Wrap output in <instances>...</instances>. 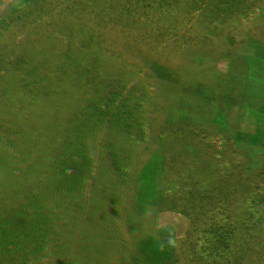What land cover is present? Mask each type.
<instances>
[{
	"label": "rangeland",
	"instance_id": "obj_1",
	"mask_svg": "<svg viewBox=\"0 0 264 264\" xmlns=\"http://www.w3.org/2000/svg\"><path fill=\"white\" fill-rule=\"evenodd\" d=\"M256 22L18 87L0 107V264H264V48L241 49Z\"/></svg>",
	"mask_w": 264,
	"mask_h": 264
},
{
	"label": "trees",
	"instance_id": "obj_2",
	"mask_svg": "<svg viewBox=\"0 0 264 264\" xmlns=\"http://www.w3.org/2000/svg\"><path fill=\"white\" fill-rule=\"evenodd\" d=\"M89 8L95 11L90 14ZM200 8L209 19L203 26H192ZM261 16L264 0H157L149 13H138L134 0H0V107L10 104L11 98L15 103V95L24 94L22 99L44 95L40 86L47 82L51 65L69 62L92 70L93 64L113 61L118 51L136 43L141 31L160 50L179 33L186 39L208 30L222 33L240 29L241 23L245 27L259 23ZM88 20L99 23L89 26ZM232 48L218 57L231 55ZM87 70L80 72L86 75Z\"/></svg>",
	"mask_w": 264,
	"mask_h": 264
},
{
	"label": "flooded vegetation",
	"instance_id": "obj_3",
	"mask_svg": "<svg viewBox=\"0 0 264 264\" xmlns=\"http://www.w3.org/2000/svg\"><path fill=\"white\" fill-rule=\"evenodd\" d=\"M187 13H191V11L189 12H186V14ZM158 36H156V37H158V40H160V35L159 34H157ZM137 36H138V38H137ZM144 37H145V39H144ZM263 39V38H262ZM189 41H191V37H189V39H188ZM261 40V39H260ZM260 40H257V41H252V42H247L245 45H244V47L242 46V48L241 49H246L247 47H253V48H255V47H259V48H261V47H263L264 48V40H262V41H260ZM260 41V42H259ZM135 42L136 43H133V44H130V45H128L124 50H121V51H118V53H122V52H124V51H126L127 50V48H129L130 46H132L134 49H135V58H138L139 59V62H147L148 60H151V59H155L156 58V56L154 55V57H152L151 55H153V54H157L158 52H161V51H164L165 49H167V47H168V44L166 45L167 47H164L163 49H158V48H154V46H153V44H152V41H151V37L150 36H148L147 35V33L146 32H143V31H141L140 33H138V34H136V36H135ZM257 42V43H256ZM262 42V43H261ZM166 43V42H165ZM239 45H241V44H239ZM230 49V48H229ZM228 49V50H229ZM118 53H116L114 56H113V61H108L107 60V62H105L104 64H106V65H108L110 68H113V67H118L117 65H118V62H117V55H118ZM145 53V54H144ZM233 54V53H232ZM229 56V54L228 55H225L223 58L221 57V58H218V60L217 59H215V60H212V62H211V64L209 65V67L212 69V68H214V66L216 65V64H218V63H220L224 58H226V57H228ZM106 58V57H105ZM214 59V58H213ZM103 64V65H104ZM124 64H126V62L124 63ZM105 75H106V77L104 78V77H102V80H106L107 82L109 81V80H111V74L109 75V73H108V75H107V72L105 73ZM110 76V77H109ZM84 97V96H83ZM227 133V135L230 133L229 131H227L226 132ZM205 146V145H204ZM207 148V147H206ZM208 151V149L205 151V152H207ZM124 172H126L125 170H124ZM119 197L117 198V203H118V205L120 204V201H121V197H122V193H119ZM115 205H117V204H115ZM115 213H114V211H111V212H107L104 216H106V218L107 219H110V218H112V217H114L113 215H114ZM106 218L104 219V220H106ZM169 225V224H168ZM173 229H176L174 226H171ZM188 228L190 229V232H191V223H189L188 224ZM187 228V229H188ZM186 229V230H187ZM168 230H170V229H168L167 227L165 228V229H163L162 231L163 232H166V231H168ZM189 232V233H190ZM177 234L175 233H171V234H167V233H164V235H162V237H163V239H165L166 241H168V242H187L188 241V239H185V238H180V235L177 237L176 236ZM155 248H156V246H155ZM163 248V246H160V248H159V250H156V253H158L159 255H160V250ZM125 254H127V253H129L128 251H123ZM172 253H173V251H172ZM184 254L186 255V253L184 252ZM171 255H173V254H171ZM169 256H170V254H169ZM172 259H174V260H188L189 259V257H186V256H183V255H181V253H176V254H174L172 257H171ZM99 259V258H98ZM98 260H96L95 262H94V264H96V262H97Z\"/></svg>",
	"mask_w": 264,
	"mask_h": 264
},
{
	"label": "clouds",
	"instance_id": "obj_4",
	"mask_svg": "<svg viewBox=\"0 0 264 264\" xmlns=\"http://www.w3.org/2000/svg\"><path fill=\"white\" fill-rule=\"evenodd\" d=\"M134 5L138 13H149L157 7V0H134Z\"/></svg>",
	"mask_w": 264,
	"mask_h": 264
}]
</instances>
